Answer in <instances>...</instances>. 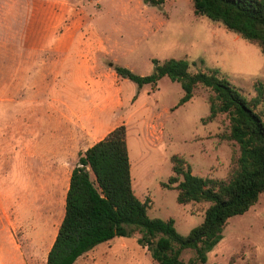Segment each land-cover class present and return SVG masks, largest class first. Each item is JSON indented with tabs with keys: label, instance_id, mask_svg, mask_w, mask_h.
I'll use <instances>...</instances> for the list:
<instances>
[{
	"label": "rangeland",
	"instance_id": "374dc122",
	"mask_svg": "<svg viewBox=\"0 0 264 264\" xmlns=\"http://www.w3.org/2000/svg\"><path fill=\"white\" fill-rule=\"evenodd\" d=\"M170 59L189 61L191 73L218 71L249 103L264 86L258 46L196 16L192 0H0V264L43 263L78 154L121 125L147 215L173 219L181 236L201 223L208 204L180 205L161 183L173 155L196 176L227 180L238 156L228 119L202 122L208 90L176 107L178 83L139 87L113 69L145 77ZM255 111L264 117V94ZM137 239L114 238L76 264H156ZM206 264H264L263 195L228 220Z\"/></svg>",
	"mask_w": 264,
	"mask_h": 264
},
{
	"label": "trees",
	"instance_id": "16d2710c",
	"mask_svg": "<svg viewBox=\"0 0 264 264\" xmlns=\"http://www.w3.org/2000/svg\"><path fill=\"white\" fill-rule=\"evenodd\" d=\"M165 0H145L161 6ZM194 14L220 22L243 40L255 44L264 56V0H192ZM150 76H138L114 66L115 74L139 87L168 78L180 85L183 95L176 107L190 101L198 87L209 91L208 115L202 122L225 115L229 122L225 137L238 149L235 168L227 180L204 178L192 173L181 156L170 158L172 175L162 188L176 191L180 205L207 203L200 224L186 236L177 233L174 220L150 218L147 202L134 194L124 125L78 154L64 200V214L45 264H74L98 245L114 238L138 235L156 264H206L207 253L223 238L232 217L243 215L264 196V117L255 111L264 94L249 103L218 71L191 73L190 62L170 59L155 62ZM190 252L185 261L182 255Z\"/></svg>",
	"mask_w": 264,
	"mask_h": 264
},
{
	"label": "crops",
	"instance_id": "0c3cea01",
	"mask_svg": "<svg viewBox=\"0 0 264 264\" xmlns=\"http://www.w3.org/2000/svg\"><path fill=\"white\" fill-rule=\"evenodd\" d=\"M112 130H113V129H112ZM94 131L96 132V136H98V135L100 134V132H101V129L96 127ZM110 131H111V130H110ZM108 132H109V131H108ZM108 132H107V133H108ZM107 133H106V134H107ZM106 134H105L103 137H105ZM103 137H102V138H103ZM102 138H101V139H102ZM101 139H99V140H101ZM99 140H97L96 142H98ZM96 142H95V143H96ZM95 143H93V144H95ZM93 144H92V145H93ZM92 145H91V146H92ZM91 146H89V147H91ZM89 147H88V148H89ZM86 149H87V148H86ZM86 149H85V150H86ZM83 152H84V151H83ZM66 191H67V190H66ZM63 214H64V213H63ZM62 218H63V217H62ZM57 229H58V228H57ZM56 233H57V231H56ZM55 236H56V234H55ZM55 236H54L53 240L51 241V243L49 244V247H48V249H47V251H46V253H45V255H44L43 263H42V264H45V262H46V258H47L48 251L50 250V248H51V246H52V243H53V241H54V239H55ZM82 257H83V256H82ZM82 257H81V258H82ZM81 258H79V259H81ZM79 259H78V260H79ZM78 260H77L74 264H76V263L78 262Z\"/></svg>",
	"mask_w": 264,
	"mask_h": 264
}]
</instances>
